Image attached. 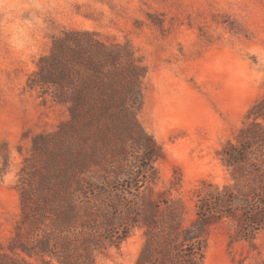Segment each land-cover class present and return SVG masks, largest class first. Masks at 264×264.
Here are the masks:
<instances>
[{"label": "rangeland", "instance_id": "obj_1", "mask_svg": "<svg viewBox=\"0 0 264 264\" xmlns=\"http://www.w3.org/2000/svg\"><path fill=\"white\" fill-rule=\"evenodd\" d=\"M68 30L129 44L146 68L138 119L160 156L152 163L156 180L148 186V202L176 203L182 225L190 228L199 195L232 182L219 153L235 141L247 112L264 95V0H0V167L2 152L9 155L0 177L5 249L19 219L16 185L32 139L53 133L67 119L64 107L44 103L26 83L53 37ZM105 151L102 158L110 160ZM142 190L146 202L147 187ZM146 230L136 227L118 247L100 254L98 264H136ZM204 235L202 264H264V231L245 240L236 222L225 218Z\"/></svg>", "mask_w": 264, "mask_h": 264}, {"label": "trees", "instance_id": "obj_2", "mask_svg": "<svg viewBox=\"0 0 264 264\" xmlns=\"http://www.w3.org/2000/svg\"><path fill=\"white\" fill-rule=\"evenodd\" d=\"M145 75L129 44H108L87 30L53 37L26 87L64 107L67 119L32 139L16 185L19 219L7 248L0 243V264H32L22 254L46 264H98L142 225L147 239L136 264H202L210 224L234 220L250 241L264 231V95L219 153L232 182L200 194L197 220L185 228L176 203L148 202L160 156L138 119ZM2 156L0 177L9 164ZM119 157L121 164H108Z\"/></svg>", "mask_w": 264, "mask_h": 264}]
</instances>
